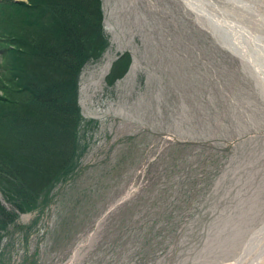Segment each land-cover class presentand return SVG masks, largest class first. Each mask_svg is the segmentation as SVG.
Returning <instances> with one entry per match:
<instances>
[{
	"label": "rangeland",
	"instance_id": "rangeland-1",
	"mask_svg": "<svg viewBox=\"0 0 264 264\" xmlns=\"http://www.w3.org/2000/svg\"><path fill=\"white\" fill-rule=\"evenodd\" d=\"M101 4L105 50L78 75V168L0 230V264H219L235 231L264 223V37L233 36L241 60L179 0Z\"/></svg>",
	"mask_w": 264,
	"mask_h": 264
},
{
	"label": "trees",
	"instance_id": "trees-1",
	"mask_svg": "<svg viewBox=\"0 0 264 264\" xmlns=\"http://www.w3.org/2000/svg\"><path fill=\"white\" fill-rule=\"evenodd\" d=\"M0 25V191L24 212L78 168V75L105 50L101 0H0ZM129 64L120 55L106 82ZM15 218L0 203V230Z\"/></svg>",
	"mask_w": 264,
	"mask_h": 264
},
{
	"label": "water",
	"instance_id": "water-1",
	"mask_svg": "<svg viewBox=\"0 0 264 264\" xmlns=\"http://www.w3.org/2000/svg\"><path fill=\"white\" fill-rule=\"evenodd\" d=\"M181 1L194 11L196 17L209 28L214 37H219L223 44L228 43L231 36L264 37V6L258 7L256 11L248 9V13L250 14L248 17L244 16L238 8L240 9L242 6H246L250 1L225 0L231 3L232 7H225L224 9L216 8L211 0ZM233 5L236 8H233ZM256 5H258L257 0H255V3H250V8H254ZM214 15L221 16L226 20L228 25L224 24V20L220 21L221 23L216 22V19L212 21V18L215 17ZM239 17L242 20H239Z\"/></svg>",
	"mask_w": 264,
	"mask_h": 264
},
{
	"label": "bare ground",
	"instance_id": "bare-ground-1",
	"mask_svg": "<svg viewBox=\"0 0 264 264\" xmlns=\"http://www.w3.org/2000/svg\"><path fill=\"white\" fill-rule=\"evenodd\" d=\"M211 1L214 3V0H211ZM241 1H250L247 3L246 6L244 5L240 9L238 8V10H240L244 16H248V17L250 16V14L248 13V9H252L253 11H256L258 7L264 6V0H257L258 5L254 6V8H250V3H255V0H241ZM215 7L218 8L216 5ZM233 8H236V7L233 5ZM214 16L215 17L212 18V21L216 19V22L221 23L220 21L224 20L225 21L224 24L228 25L226 20L223 19L221 16L219 15H214ZM221 29H222V26H221ZM228 44L236 48L239 51V54L241 56L245 55L243 51H246V50L243 47L242 43L239 41V38L232 36V38H230V40L228 41ZM245 56L248 59L250 58L249 55L248 56L245 55ZM251 66L252 68H255L257 72H259L258 71L259 65L255 64V62L254 63L252 62ZM226 230H229V229L225 228L223 230L224 235H226ZM229 231L231 232V237H232L233 235L232 230H229ZM249 231L250 233L248 234ZM238 233L243 234L244 238L233 240L231 243H229L227 247L223 248L228 251L231 250V252L233 253V256L231 258L224 259L219 264H223V262H228L227 264H264V223H262L257 228H249L248 231H246L245 229L239 228L237 231H235L234 236H236V234Z\"/></svg>",
	"mask_w": 264,
	"mask_h": 264
}]
</instances>
